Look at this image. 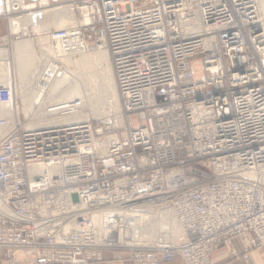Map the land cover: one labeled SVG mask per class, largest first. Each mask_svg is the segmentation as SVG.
Returning <instances> with one entry per match:
<instances>
[{"label": "built area", "instance_id": "1", "mask_svg": "<svg viewBox=\"0 0 264 264\" xmlns=\"http://www.w3.org/2000/svg\"><path fill=\"white\" fill-rule=\"evenodd\" d=\"M46 2L86 19L48 32L51 45L64 55L107 52L124 125L103 137L88 123L25 130L0 117V264H93L105 253L131 264H213L233 241L245 263L253 251L264 257L258 0ZM0 105H17L9 87ZM153 208L172 225L145 244L132 237Z\"/></svg>", "mask_w": 264, "mask_h": 264}, {"label": "bare ground", "instance_id": "2", "mask_svg": "<svg viewBox=\"0 0 264 264\" xmlns=\"http://www.w3.org/2000/svg\"><path fill=\"white\" fill-rule=\"evenodd\" d=\"M21 1L8 0L9 11L8 13L4 11V17L7 18L10 26L9 36H19V40L14 43L13 54L16 63V76H14L16 83L11 69L9 51L0 49V88L9 87L15 99L19 95L22 108L18 110V107L13 105L12 110L9 111L8 108L0 105V117L9 124H16L19 116L22 115L25 120L23 125L25 130L80 125L97 115H102L106 120L113 117L114 126L123 127L124 121L119 112V98L113 83L107 52L103 48H97L95 50L97 52L93 53L88 51L75 56L64 55L60 48L51 45L47 38L49 28H53V31L65 30L86 19L78 20L66 6L42 10L51 8L46 0H40L41 11L32 12L37 9L23 8ZM18 7L30 14L20 18L13 17ZM258 10L264 28V0H258ZM29 26L32 27L33 32H46L44 33L46 36L39 40L43 47L38 48L42 56L33 68L35 70L38 67L37 73H31L32 77L28 81L30 88L23 90L25 78L23 74H26L24 66L26 67L27 63L25 59L35 54V47L29 39L25 38ZM59 66L65 70L60 72ZM72 77L81 79L86 96L82 95L81 87L73 81ZM24 88L26 89L25 86ZM74 100H81V109L72 112L63 109L65 104ZM103 107H106L108 112H101L100 109ZM94 145L99 150L104 148L103 141L94 142ZM169 217L166 212H159L153 208L142 215L137 223L142 227V224L146 222L144 232L149 231L152 238V235L158 234L167 223L172 225ZM141 230L139 235L132 238L137 240L142 238L143 228Z\"/></svg>", "mask_w": 264, "mask_h": 264}, {"label": "rangeland", "instance_id": "3", "mask_svg": "<svg viewBox=\"0 0 264 264\" xmlns=\"http://www.w3.org/2000/svg\"><path fill=\"white\" fill-rule=\"evenodd\" d=\"M54 8H56V7L45 8V9H42V10L54 9ZM36 11H41V10L37 9V10L32 11V12H36ZM27 14H30V12H21V13H16V14L13 13L12 16L16 17V18H20V17H22L24 15H27ZM53 30H54L53 28H49L47 32H50V31H53ZM9 31H10V26H9L7 18L1 16L0 17V49L1 50L7 49L9 51V59H10V62H11V69H12L13 77H14V76H16L15 75L16 74V63H15V61L13 59L14 43L19 40L18 39L19 36H17V35L16 36H9ZM27 33H28L27 37H25V38L29 39L31 41V43L33 44V46L35 47V54H32L31 56H29L28 58L25 59V60H27L26 61L27 63H26V67L24 66L26 74H23V75H25V78L23 80V90H29L30 87L28 85V81L32 77L31 73L32 72L33 73H37L38 67L35 70L33 68H35L34 67L35 64L38 63L39 60L41 59L42 55H40V52H38V51L43 47L42 44H40L39 40L46 36L44 34L46 32H33L32 31V27H30V26L28 27ZM38 48H40V49H38ZM95 50L96 49H94V51L93 50L90 51L89 53L97 52ZM42 61H43V58H42ZM59 69H60V72H63L65 70L61 66H59ZM195 72L197 74H199V69L196 68ZM15 78L16 77H14V81L16 83V79ZM72 78H73V81L77 82L78 85L81 87L80 91L82 92V95L86 96L85 95L86 91H84V89L82 87L81 79L80 78L78 79L77 77H72ZM112 79H113V83H114V86H115L113 75H112ZM24 86L26 87V89L24 88ZM115 89H116V86H115ZM116 93H117V90H116ZM117 95H118V93H117ZM16 104H17L16 108L18 107V110H20L22 108V103H21L19 95L16 96ZM118 105H119L120 116L123 119V113H122V109H121V105H120V100H119V104ZM100 111L101 112H108L106 107L101 108ZM109 116H111V115H109ZM19 117H20L19 118L20 125L23 128V125L25 124V120L22 117V115H20ZM87 123L91 125L92 131H93L94 134L97 133V134L103 135V137H108V136H111V135H114V134H121L122 133V128L123 127L120 128L119 126L118 127L114 126L113 117L108 118L106 120L105 118L102 117V115L101 116L97 115V116L91 117L90 120H87ZM133 126H134V128H137V123H136L135 119H133ZM143 234L144 235L142 237V241L145 244H152L159 236V233H158V234H156L157 236L156 235L155 236L152 235V238H150L151 237V233L149 231H145V232H143Z\"/></svg>", "mask_w": 264, "mask_h": 264}, {"label": "crops", "instance_id": "4", "mask_svg": "<svg viewBox=\"0 0 264 264\" xmlns=\"http://www.w3.org/2000/svg\"><path fill=\"white\" fill-rule=\"evenodd\" d=\"M25 5L31 3L25 0ZM243 250L238 241H233L231 248L220 247L212 256L213 264H264V257L259 251H253L248 256V262L242 260ZM124 257V255L122 256ZM117 253H105L103 261L93 264H131L127 259H117ZM172 264H179L174 262Z\"/></svg>", "mask_w": 264, "mask_h": 264}, {"label": "water", "instance_id": "5", "mask_svg": "<svg viewBox=\"0 0 264 264\" xmlns=\"http://www.w3.org/2000/svg\"><path fill=\"white\" fill-rule=\"evenodd\" d=\"M27 1H29L30 3L34 4V3H37L38 0H27ZM4 11L7 12V13L9 11V2H8V0H0V17L1 16L4 17V15H5Z\"/></svg>", "mask_w": 264, "mask_h": 264}]
</instances>
